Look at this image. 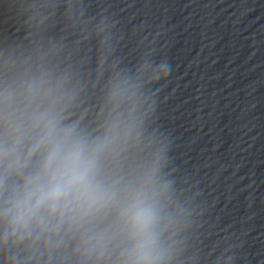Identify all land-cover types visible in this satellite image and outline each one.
Returning <instances> with one entry per match:
<instances>
[{"label":"clouds","instance_id":"clouds-1","mask_svg":"<svg viewBox=\"0 0 264 264\" xmlns=\"http://www.w3.org/2000/svg\"><path fill=\"white\" fill-rule=\"evenodd\" d=\"M8 3L0 264H200L204 193L160 115L169 59L144 42L129 60L119 18L89 0ZM230 251L213 264H235Z\"/></svg>","mask_w":264,"mask_h":264}]
</instances>
